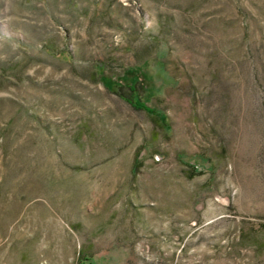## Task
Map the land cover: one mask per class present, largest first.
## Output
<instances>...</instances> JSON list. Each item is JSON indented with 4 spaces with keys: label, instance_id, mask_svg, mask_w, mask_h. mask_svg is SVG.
I'll list each match as a JSON object with an SVG mask.
<instances>
[{
    "label": "rangeland",
    "instance_id": "rangeland-1",
    "mask_svg": "<svg viewBox=\"0 0 264 264\" xmlns=\"http://www.w3.org/2000/svg\"><path fill=\"white\" fill-rule=\"evenodd\" d=\"M0 264H264V0H0Z\"/></svg>",
    "mask_w": 264,
    "mask_h": 264
},
{
    "label": "trees",
    "instance_id": "trees-1",
    "mask_svg": "<svg viewBox=\"0 0 264 264\" xmlns=\"http://www.w3.org/2000/svg\"><path fill=\"white\" fill-rule=\"evenodd\" d=\"M131 89H132V91H134L133 88H131ZM132 102L134 103V106H136L137 109H139L141 111L145 110V111H147L149 113H153V111L150 108H148L144 102H142L140 100L134 102V100L131 98L130 103H132Z\"/></svg>",
    "mask_w": 264,
    "mask_h": 264
}]
</instances>
